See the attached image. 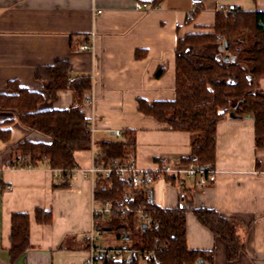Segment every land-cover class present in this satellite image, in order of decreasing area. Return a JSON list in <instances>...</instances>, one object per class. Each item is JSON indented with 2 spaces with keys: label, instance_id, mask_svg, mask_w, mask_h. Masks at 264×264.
Segmentation results:
<instances>
[{
  "label": "crops",
  "instance_id": "obj_1",
  "mask_svg": "<svg viewBox=\"0 0 264 264\" xmlns=\"http://www.w3.org/2000/svg\"><path fill=\"white\" fill-rule=\"evenodd\" d=\"M135 0H0V93L7 82L38 90L40 109L75 105L72 90L57 92L56 100L35 78L40 66L65 60L71 77L91 79L83 95L89 120L91 148L75 153L78 168L69 186L54 187L55 174L47 165L11 167L13 148L22 140L48 141L24 126L18 112L0 107V125L9 138H0V264H82L86 254L84 233L90 227L91 182L82 169L97 152L96 141L115 130H133V154L147 170L170 164L175 167L191 151L196 134L166 128L137 109V99L148 102L175 96V48L185 34L213 23L217 7H237L264 12V0H156L144 10ZM195 9L193 20L187 15ZM94 32L92 47L78 50ZM163 68L160 76H155ZM91 101L88 103L87 101ZM10 120L11 124L2 125ZM216 179L197 186L186 179L183 186L157 178L151 198L161 207L180 204L178 191L185 187L193 207L214 209L240 221L237 234L243 241L238 257L227 260L223 240L186 212V242L192 249L212 250L213 264H264V142L255 146L254 120L250 115L225 114L216 125ZM51 212V221L39 224L33 212ZM14 212L30 216V247L11 258L10 218Z\"/></svg>",
  "mask_w": 264,
  "mask_h": 264
},
{
  "label": "trees",
  "instance_id": "obj_2",
  "mask_svg": "<svg viewBox=\"0 0 264 264\" xmlns=\"http://www.w3.org/2000/svg\"><path fill=\"white\" fill-rule=\"evenodd\" d=\"M156 0L153 1L155 4ZM196 11L191 14V19ZM229 55L225 60L224 56ZM159 68L155 76H160ZM35 78L41 82L51 99L56 100L62 89L73 91L77 103L62 109H40L43 102L40 91L20 86L16 80L7 82V92L0 93V107L18 112L19 121L48 141L22 140L11 153V167H38L47 165L55 174L54 187L69 186L74 169L78 168L75 153L91 148L93 143L89 120L85 115L83 95L91 87L89 76L71 77L69 63L65 60L40 66ZM264 78V12L228 7L227 12L217 10L214 21L197 32L183 35L175 48V96L171 100L148 102L137 99L139 112L164 123L167 129L196 134L190 154L181 164L192 163L201 168H214L217 122L228 113L236 116L250 115L254 120L255 146L264 142V89L257 81ZM11 124L10 120L2 125ZM0 138H9V129L0 125ZM94 163L107 165L114 159H128L135 148L133 130H124L120 139L112 133L109 138L96 141ZM165 180L174 184V179ZM127 194L126 203H120ZM99 201H111L115 209L98 226L106 242L122 240L139 251L156 247L155 259L143 264H213L212 250L192 249L186 242V212L191 211L196 220L223 240L227 260H234L243 249L237 234L240 221L225 217L207 207H193L188 190L178 191L180 204L161 207L153 202L151 189L134 188L127 180L113 173L109 180L100 178L94 189ZM142 209L149 222H138L136 210ZM34 219L39 224L51 221V212L36 208ZM30 216L14 212L10 218L9 252L16 258L29 247ZM104 264H126L122 261H105ZM131 264H139L134 262Z\"/></svg>",
  "mask_w": 264,
  "mask_h": 264
},
{
  "label": "built area",
  "instance_id": "obj_3",
  "mask_svg": "<svg viewBox=\"0 0 264 264\" xmlns=\"http://www.w3.org/2000/svg\"><path fill=\"white\" fill-rule=\"evenodd\" d=\"M154 0H135L134 7L137 10H144L153 4ZM202 0H191L192 5L200 4ZM217 10L223 12L228 11V7L219 5ZM195 11L193 9L187 15V19H191V14ZM94 39V32H91L85 42L78 45V50H89L92 47ZM90 103L91 101H87ZM115 139H120L122 135L121 130L112 132ZM94 160V158H93ZM77 169V168H76ZM74 169V170H76ZM73 170V171H74ZM54 174L60 176L61 169L53 170ZM82 172L87 176L91 182V203H90V227L84 233V242L86 245V254L83 258L82 264H104L105 261H124L126 264L138 262L143 264L150 259H155L156 247L144 249L142 251L125 244L122 240H116L113 244L104 243V233L98 226V221L105 220L113 213L115 207L111 201H99L94 197V189L97 185L98 179L103 178L109 180L113 173H116L119 178L127 180L134 188L147 189L155 179H165L170 176L174 179V183L178 186H183L186 179H193L197 186H204L212 183L216 179V170L214 168L204 169L198 165L189 163L184 165L178 163L175 167L170 164L161 165L157 169L147 170L140 168L136 162L133 154L128 159L120 161L118 159L112 160L107 165H97L92 161L91 165ZM129 200L127 194L123 195L120 203L124 205L123 209L132 211L126 205ZM138 222H149V217L142 211L141 208L136 210Z\"/></svg>",
  "mask_w": 264,
  "mask_h": 264
},
{
  "label": "rangeland",
  "instance_id": "obj_4",
  "mask_svg": "<svg viewBox=\"0 0 264 264\" xmlns=\"http://www.w3.org/2000/svg\"><path fill=\"white\" fill-rule=\"evenodd\" d=\"M257 88L264 89V78L257 81ZM116 240H112L110 242H106V237H104V243L113 244Z\"/></svg>",
  "mask_w": 264,
  "mask_h": 264
},
{
  "label": "water",
  "instance_id": "obj_5",
  "mask_svg": "<svg viewBox=\"0 0 264 264\" xmlns=\"http://www.w3.org/2000/svg\"><path fill=\"white\" fill-rule=\"evenodd\" d=\"M224 58H225V60H228L229 59V55H225Z\"/></svg>",
  "mask_w": 264,
  "mask_h": 264
}]
</instances>
